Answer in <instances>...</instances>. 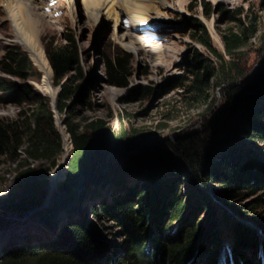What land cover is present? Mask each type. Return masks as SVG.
I'll return each instance as SVG.
<instances>
[{"label": "rangeland", "instance_id": "obj_1", "mask_svg": "<svg viewBox=\"0 0 264 264\" xmlns=\"http://www.w3.org/2000/svg\"><path fill=\"white\" fill-rule=\"evenodd\" d=\"M10 1L0 0V61L10 46L21 47L32 60L26 47L19 41V33L8 7ZM37 1L43 4L44 11L48 13H45L48 15L46 20L51 23L49 29L42 34L43 46L46 39L62 38L65 32L71 31L89 74L91 84L86 98L88 104L85 108L80 106L77 109L76 122H80L84 129L90 123L104 121L113 133H136L138 142L128 151L108 152L104 157L106 161L103 170L100 171L101 177L95 179L93 184L85 186L87 182H92L86 180L77 188L63 190L61 185L67 179L73 145L66 126L60 123L58 128L62 136V149L55 166L49 168V163L43 161L27 163L29 167L40 171L45 168L49 170L46 173L44 201L26 212L7 209L12 200L15 177L20 170L26 168L24 166L18 169L25 156L26 145L23 143L12 159L0 155V260L9 249L18 248L23 243L33 247L48 243L60 234L65 235L74 225H80L93 233L103 246L120 254L122 243L116 225L109 219L97 218L94 211L102 205H112L115 200L127 196L131 189L141 190V179L145 174H157L161 179L173 180L165 200L174 196L184 203L181 219L173 222L166 230L170 236H175L180 229L188 227L189 221L196 225L204 220V213L197 209L196 196H190L188 189L190 183L197 182L196 177L202 178L207 171L213 169L228 147L237 145L247 155L255 153L264 158L258 144L246 140L243 135L249 121L244 112L264 103V0H154L155 5L153 0H116L114 9L121 13V28L117 30L113 29L110 20L92 16L91 11H87L84 0ZM125 5L131 10L130 14L123 9ZM219 9L234 12V17L243 23L255 21L261 37L241 50L237 56H232L237 65L245 67L243 88H237L233 92L228 89L224 79L218 80L211 91V102L189 105L183 95L184 90L176 85L175 78L187 76L189 58L194 50L214 62L217 57L198 44L194 37H189L192 31L188 21L195 20L203 24L216 52L228 61L227 55L231 50L225 41V35L228 29H235V23L223 17ZM118 32L128 35L129 39L125 42L129 45L124 47L116 40ZM129 46H133L135 51ZM114 51H122L127 55L129 72L125 85L118 88L102 82L100 59ZM32 62L41 78L39 81L31 80L28 84L51 99L55 107L54 99L57 98L44 90L43 75L35 62ZM171 80L173 83H168ZM51 87L58 95L59 88L54 87L52 82ZM148 89L152 91L149 92ZM246 90L251 93L245 94ZM238 95L243 96L244 100L248 99V104L245 103L246 100L242 104ZM233 104L235 110L231 109ZM33 108L31 104L22 109L13 104H0V120H15L20 110L25 111L27 118ZM58 119L67 120L63 115H59ZM67 140L70 141L69 154L64 151ZM194 148V158L190 160L185 154ZM58 166L63 168V172L52 181ZM117 175L121 176L120 184L112 183L114 179L111 181ZM199 190L203 192L204 188L200 187ZM153 192L154 188H150L144 197L156 201L157 195L154 196ZM226 192L229 190H225L219 200L203 192L219 217L216 229L222 242V256L231 246L230 228L235 221L251 229L263 245L264 232L251 218L256 222L261 221L264 205L258 211L260 219L254 216L240 217L230 209L231 206L250 205L258 195H241L232 202L225 197ZM117 194L122 196L111 200ZM127 197L134 200L136 198L130 194ZM75 198L81 203H74ZM48 200L50 203L46 204ZM164 222L163 218L162 225ZM200 228H203V224ZM262 261L261 250L257 252L253 262L262 264Z\"/></svg>", "mask_w": 264, "mask_h": 264}, {"label": "trees", "instance_id": "obj_2", "mask_svg": "<svg viewBox=\"0 0 264 264\" xmlns=\"http://www.w3.org/2000/svg\"><path fill=\"white\" fill-rule=\"evenodd\" d=\"M219 12L229 22L235 23V29H228L225 35L231 50L227 55L228 61L214 49L206 27L195 20L188 21L192 31L189 37H194L198 44L217 57L214 62L194 50L189 58L187 76L175 78L176 85L184 90L183 95L189 105L211 102V91L218 80L224 79L228 89L233 92L243 88L245 67L237 65L232 56H237L261 37L255 21L246 24L235 18L232 11L219 9ZM44 47L53 73L52 84L59 88L55 107L51 99L28 84L31 80L39 81L41 77L21 47H8L0 61V104H13L19 109L29 104L34 106L27 118L25 111L20 110L17 119L0 120V155L12 159L21 145H26L25 156L18 169L26 168L17 173L11 191L12 200L7 206L13 212H26L46 197V173L55 166L62 149L59 115L67 119L65 125L73 145L67 179L61 185L63 190L77 188L86 180L95 181L101 177L100 171L103 170L104 157L108 152L128 151L138 142L136 133H113L104 121L90 123L82 129L81 123L75 119L77 109L80 106L87 107L86 98L91 83L76 38L71 31H67L62 38L46 39ZM100 63L103 83L116 88L125 85L129 75L125 53L114 51L102 57ZM168 83L173 82L171 80ZM249 93L251 91L246 90L245 94ZM239 98L241 103L245 100L247 103L248 99L244 100L243 96ZM231 109L235 110L234 104ZM244 114L249 119L243 132L244 138L257 143L264 155V103L249 108ZM24 117L26 119L22 120ZM195 151L196 148L187 152L186 157L192 160ZM219 158L213 169L202 178L196 177L197 182L190 183L188 189L190 196H196L197 209L204 213V220L196 225L189 221L188 227L180 229L175 236H170L166 230L181 219L184 203L174 196L165 200L173 180L161 179L157 174H145L141 179L142 189H131L127 193V196L136 197L137 202L124 196L112 205H102L94 211L97 218L109 219L116 225L122 243L120 254L103 246L93 233L80 225H74L65 235L60 234L48 243L36 247L23 243L18 248L7 250L0 264H254L253 259L261 250L264 261V243L261 245L256 234L237 221L230 228L231 248H227L222 256V242L216 229L219 217L207 197L210 194L219 200L225 190H229L225 197L232 202L241 195H258L250 205L231 206L230 209L240 217L254 216L260 219L258 211L264 205V158L255 153L247 155L237 145L228 147ZM28 161H43L49 163L50 167L40 171L29 167ZM120 179L121 176L117 175L111 181L120 184ZM200 187L204 188L203 192L207 196L200 192ZM150 188H154L156 201L144 197ZM119 196L122 194L113 196L111 200ZM75 200L74 203H79V200ZM163 218L165 222L162 225ZM251 220L264 232V216L259 222L254 218ZM202 224L203 228H200Z\"/></svg>", "mask_w": 264, "mask_h": 264}, {"label": "bare ground", "instance_id": "obj_3", "mask_svg": "<svg viewBox=\"0 0 264 264\" xmlns=\"http://www.w3.org/2000/svg\"><path fill=\"white\" fill-rule=\"evenodd\" d=\"M116 3H117L116 0H84L85 7L87 11H91L92 16H94L95 18L100 17L102 19L110 20L112 22L113 29L117 30L121 28L119 27L121 26L120 24L121 13L114 9ZM152 3L154 4V0ZM8 7H10L9 10L13 16V23L19 33L20 43L26 47L30 57L35 62V64L37 65V67L39 68V70L43 75L42 87L44 88L45 91L54 94V96L57 98V94L52 90L51 87L52 69L47 59L44 46L41 42V37L43 32L46 29H49L51 25V23L48 20H46L48 15L47 16L45 15L46 11H44L43 4L40 3V1L38 2L37 0H11L10 3L8 4ZM121 7L122 6L120 5V8ZM123 9L125 11L127 10L128 14L131 13L130 12L131 10H128L126 5L124 6ZM128 39L129 38L127 34H121L120 32L116 34V40L118 42H121V44H123L124 47L129 45L126 44L125 42ZM140 45L143 46V44ZM129 48L135 51V48L133 46L132 47L129 46ZM63 125H65V123ZM64 151L66 154H69L70 151L69 140L66 141ZM62 172H63V168L61 166H58L51 180L54 181L56 177L59 176ZM93 183L94 181L87 182L85 186H87V184H93ZM49 200L47 201V203L46 202L45 203L49 204L50 203ZM262 238H264V235H262Z\"/></svg>", "mask_w": 264, "mask_h": 264}, {"label": "water", "instance_id": "obj_4", "mask_svg": "<svg viewBox=\"0 0 264 264\" xmlns=\"http://www.w3.org/2000/svg\"><path fill=\"white\" fill-rule=\"evenodd\" d=\"M55 100V99H54ZM56 101V100H55ZM60 123L61 124H64L65 123V121L62 119L61 121H60Z\"/></svg>", "mask_w": 264, "mask_h": 264}]
</instances>
